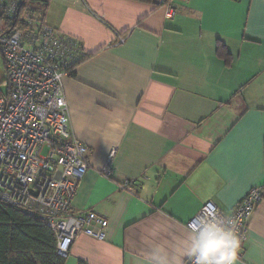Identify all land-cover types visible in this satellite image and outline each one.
Masks as SVG:
<instances>
[{
  "label": "crops",
  "instance_id": "1",
  "mask_svg": "<svg viewBox=\"0 0 264 264\" xmlns=\"http://www.w3.org/2000/svg\"><path fill=\"white\" fill-rule=\"evenodd\" d=\"M170 4L172 16L135 0H52L45 13L92 54L63 80L89 160L71 212L109 221L103 240L78 235L65 264H149L158 244L179 256L205 202L229 214L264 189V0ZM239 264H264V199Z\"/></svg>",
  "mask_w": 264,
  "mask_h": 264
},
{
  "label": "built area",
  "instance_id": "2",
  "mask_svg": "<svg viewBox=\"0 0 264 264\" xmlns=\"http://www.w3.org/2000/svg\"><path fill=\"white\" fill-rule=\"evenodd\" d=\"M173 1V0H172ZM167 15L174 14L171 2ZM20 0H0V14L13 18ZM22 27L6 32L0 24V53L6 78L0 83V199L38 215L54 232L60 255L67 257L76 237L105 239L108 219L94 211L72 213L78 184L89 169L88 148L72 136L63 80L67 66L79 56L73 37L62 36L38 17L26 15ZM2 28V29H1ZM112 148L102 174H113ZM264 199V189L253 187L225 214L213 201L205 202L194 221L218 218L234 221L241 241L239 258L249 236V220ZM183 264H194L188 257Z\"/></svg>",
  "mask_w": 264,
  "mask_h": 264
},
{
  "label": "trees",
  "instance_id": "3",
  "mask_svg": "<svg viewBox=\"0 0 264 264\" xmlns=\"http://www.w3.org/2000/svg\"><path fill=\"white\" fill-rule=\"evenodd\" d=\"M51 1L20 0L19 8L13 18L0 14V24L6 26L2 32L17 26L22 27L23 17L26 15L44 20ZM135 1L157 7L165 6L170 2V0ZM73 41L78 43L77 51L81 56L72 65L67 66L70 76H75L76 66L92 55L86 53L81 41L76 38H73ZM217 54L223 57L226 63H230L231 53L220 40L217 44ZM65 260L66 257L58 252L56 235L38 215L30 214L0 199V264H65Z\"/></svg>",
  "mask_w": 264,
  "mask_h": 264
},
{
  "label": "clouds",
  "instance_id": "4",
  "mask_svg": "<svg viewBox=\"0 0 264 264\" xmlns=\"http://www.w3.org/2000/svg\"><path fill=\"white\" fill-rule=\"evenodd\" d=\"M240 247L234 221L198 220L182 241L179 256H170L167 248L158 244L148 253L149 264H181L183 256L192 257L194 264H239Z\"/></svg>",
  "mask_w": 264,
  "mask_h": 264
},
{
  "label": "rangeland",
  "instance_id": "5",
  "mask_svg": "<svg viewBox=\"0 0 264 264\" xmlns=\"http://www.w3.org/2000/svg\"><path fill=\"white\" fill-rule=\"evenodd\" d=\"M6 78V66L4 59L0 53V83Z\"/></svg>",
  "mask_w": 264,
  "mask_h": 264
}]
</instances>
